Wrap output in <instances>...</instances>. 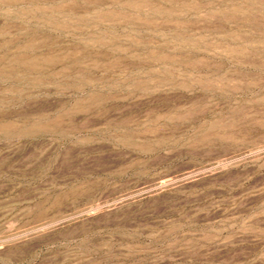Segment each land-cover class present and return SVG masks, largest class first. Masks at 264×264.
<instances>
[{
  "label": "rangeland",
  "instance_id": "1",
  "mask_svg": "<svg viewBox=\"0 0 264 264\" xmlns=\"http://www.w3.org/2000/svg\"><path fill=\"white\" fill-rule=\"evenodd\" d=\"M0 264H264V0H0Z\"/></svg>",
  "mask_w": 264,
  "mask_h": 264
}]
</instances>
